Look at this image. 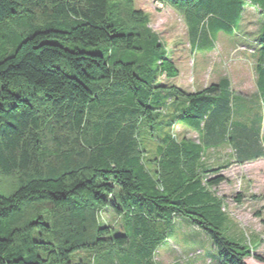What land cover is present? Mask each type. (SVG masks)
I'll list each match as a JSON object with an SVG mask.
<instances>
[{"label": "trees", "instance_id": "obj_1", "mask_svg": "<svg viewBox=\"0 0 264 264\" xmlns=\"http://www.w3.org/2000/svg\"><path fill=\"white\" fill-rule=\"evenodd\" d=\"M156 1L183 12L193 49L207 52L219 33L237 36L248 6L264 18V0ZM132 4L0 0V264H70L74 251L110 240L99 219L107 207L130 216L125 230L139 241V264H153L167 237L165 229L157 236L159 226L175 216L204 230L225 264L264 263L222 232L224 221H212L222 209L211 193L234 162L264 158L262 128L254 138L248 128L228 134L226 78L195 91L165 82L179 69ZM260 29L247 42L251 53L252 43L264 44V21ZM257 74L264 94V67ZM179 122L199 142L179 140ZM144 130L158 141L153 158ZM228 141L245 156L204 168L202 145Z\"/></svg>", "mask_w": 264, "mask_h": 264}, {"label": "rangeland", "instance_id": "obj_2", "mask_svg": "<svg viewBox=\"0 0 264 264\" xmlns=\"http://www.w3.org/2000/svg\"><path fill=\"white\" fill-rule=\"evenodd\" d=\"M132 6L149 17V27L165 43L179 69L177 77L163 80L170 85L195 91L226 78L233 92L226 124L228 134L233 135L241 128H248L254 138L259 133L256 129L261 127L258 138L261 143L264 140V94L258 88L257 67H264V44L252 43L253 53L247 48V42L256 38L264 21L258 9L248 6L237 36L219 33L215 49L207 52L193 49L183 12L156 0H133ZM58 41L69 47L71 45L70 42ZM86 49L92 51L96 47L87 46ZM169 129L170 126L166 125L162 131ZM173 130L179 140L186 137L199 142L196 131L184 128L180 122ZM142 137L141 143L148 151L147 156L155 157L158 141L149 138L147 130L143 131ZM202 149L204 168L226 166L245 156L237 151L231 141L216 142L211 146L203 144ZM223 174L227 180L216 189H211L222 209V216L214 209L216 219L212 221L216 225L224 221L222 232L226 236L248 244L255 249V254L264 256V158L244 165L234 162ZM239 194L242 195L241 200H238ZM99 219L109 227L106 238L110 240L97 248L74 251L70 264H139V241L125 230L130 216L127 213L118 214L107 207L100 210ZM164 229L167 237L158 246L152 258L153 264H225L220 260L211 238L188 218L175 216L167 225H160L158 237ZM125 235L129 236L128 241L121 245L119 240H124ZM246 262L264 264L253 257L247 258Z\"/></svg>", "mask_w": 264, "mask_h": 264}, {"label": "crops", "instance_id": "obj_3", "mask_svg": "<svg viewBox=\"0 0 264 264\" xmlns=\"http://www.w3.org/2000/svg\"><path fill=\"white\" fill-rule=\"evenodd\" d=\"M205 87V86H204ZM203 88V87H202ZM210 261V260H209Z\"/></svg>", "mask_w": 264, "mask_h": 264}]
</instances>
